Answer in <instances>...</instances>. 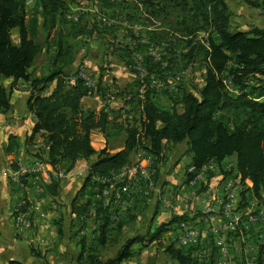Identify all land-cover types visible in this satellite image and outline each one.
<instances>
[{"label": "trees", "instance_id": "1", "mask_svg": "<svg viewBox=\"0 0 264 264\" xmlns=\"http://www.w3.org/2000/svg\"><path fill=\"white\" fill-rule=\"evenodd\" d=\"M93 1L97 10L108 16L119 10H131L129 18L137 16L140 21H136L146 28L149 27L146 25L159 23L157 30L142 34L162 49V59L167 68H162V61L147 59L145 69L155 78L165 81V88L151 87L149 77L143 84L136 77L133 90L110 86L118 89V93L110 97L125 99V104L130 106L124 112L126 115L139 114L132 123L126 119L125 124L118 122L121 111L115 112L111 118L113 111L103 109L95 113L80 108V100L91 92L81 79L70 83L69 79L76 75L77 70L71 75L66 70L73 63L78 48L86 44L82 38L90 37L94 31L81 25V15L77 23L67 20L75 0H34L30 13L27 10L28 0H0V114L10 109V95L3 81L10 79L11 89L28 83L27 108L35 117L30 140L37 134L42 136L47 146V164L55 170L66 164L69 171L78 161L97 155L70 205L75 219L81 221L79 224L90 216L91 194L85 199L84 191L90 186L92 176L106 177L130 167L135 163L136 154L142 151L153 158L156 183L158 166L165 159L168 144H186L190 156L187 169L199 170L210 162L221 164L234 158V169L241 186L237 209L245 208L247 193L260 200L258 205L263 203L264 29L256 26L245 31L234 29L233 14L226 0ZM246 1L253 8L259 6L257 0ZM68 24L71 26L67 29ZM14 30L17 31L16 42L12 37ZM51 49L46 74L32 77L29 69L44 50L48 52ZM125 52L130 66L131 46H125ZM194 65H198L202 72V85L197 93L187 86L185 74L181 72ZM168 71L172 75H183L173 89L168 82ZM51 84L50 94H44ZM101 85L99 80L97 95L104 101L109 100V97L106 99V89ZM156 90L163 91L167 96L173 92L170 96L172 104L168 107L160 105L155 100ZM93 130L101 132L107 142L123 134L122 149L112 154L106 149L96 152L90 145ZM12 148L10 141L8 149L11 151ZM36 157L39 159L40 156L37 154ZM13 169L16 170L15 167ZM187 175L190 180L192 175ZM245 180H249L252 186L247 187ZM58 186V181L53 180L46 189L56 196ZM156 199L161 203L160 197ZM111 200L109 206H104L103 201L93 204L94 221L98 227L88 244L84 236L78 239V263L121 264L133 257L131 249L134 245L145 248L146 244L156 243L163 249L166 258L176 264H217V240L212 239L208 244V256L197 254L203 250L201 239L199 244L186 248L176 247V240L166 245L160 243L161 237L170 231L172 225L187 223L194 226L192 221L199 214L193 217L173 215L167 222L155 226L153 231L123 239L115 256L101 259V251L119 244L122 236V221L115 223L111 219L112 214L118 212V208L110 206ZM228 201L225 198L224 207ZM131 209L127 211L128 219L134 218L129 213ZM252 230L254 228L248 231ZM56 231L58 236L62 235L60 224H57ZM248 231L240 224L233 236L240 242ZM257 247V264H264V238L258 241ZM31 251L42 258L40 251Z\"/></svg>", "mask_w": 264, "mask_h": 264}, {"label": "crops", "instance_id": "2", "mask_svg": "<svg viewBox=\"0 0 264 264\" xmlns=\"http://www.w3.org/2000/svg\"><path fill=\"white\" fill-rule=\"evenodd\" d=\"M75 6L76 2L71 12L75 11L83 16L81 25L87 26V29L92 28L94 32L90 37L82 38L86 44L80 46L75 52L74 61L67 67L66 73L71 75L81 63L86 64L89 76L94 80V85L96 86L97 82L101 80V86L106 89L105 94H107V88L110 86H116L120 90H133L136 76L128 65L129 58L125 52V46H131L132 41H135L137 37L131 32L132 28L126 25H139L140 35L144 31H148V27L138 23L136 21L139 20L137 16L129 18L131 10H129L130 12L119 10L117 13L108 16L101 10H86L85 8L78 10L77 8L74 9ZM100 15L106 16L110 24L100 22ZM142 22L143 20H141ZM70 26L68 24L66 28L68 29ZM102 31L106 33H100ZM90 42L99 46L93 50L94 52L89 49L91 47ZM102 46L104 48H100ZM86 47L88 48L85 49ZM52 51V49L48 52L44 50L40 54L41 57L46 55L47 64ZM90 51L93 53L91 54ZM83 52H86L87 55L82 54ZM33 69L35 70L33 71ZM46 71L47 65L43 72L36 73L34 64L28 72L32 77H42ZM11 83L10 79L3 81V85L10 95V109L4 114H0V264L8 262H17L18 264H81L78 263L77 241L84 236L87 240L86 244H88L94 238L98 223L90 214L86 221L80 225L81 221L75 219L71 213L70 205L83 186L88 167L96 161L97 155L86 161H78L69 171L65 167L66 164L59 166L56 170L47 164V146L42 136L37 134L30 140L35 125V117L27 108L28 83L15 85L12 89ZM52 88L53 84L44 94H50ZM172 94L173 92H171ZM170 96H167L163 91L156 90L155 100L160 105L168 107L172 104ZM108 97L110 99L104 101L103 97L97 94H89L80 100V108L95 113H99L103 109L113 111L111 118L115 112L121 111L118 122L122 121V124H125V119L132 123L135 118L139 117L138 113H131L130 115L124 113L130 108L129 105L125 104V99L110 96H106V99ZM10 137L13 139L9 140ZM10 141L13 145L11 151L8 149ZM123 141V134L107 142L101 132L93 130L90 133V145L96 152L104 149L111 154L118 152L123 147ZM37 154L40 156L39 159L36 157ZM186 157L189 158L188 162L183 163L182 160ZM37 162L41 163L49 173V182L44 181V176L29 175L21 183L15 184L7 176L1 175L4 170L14 171L13 167L16 170L19 167L30 168ZM189 163L190 156L187 154L185 143L166 146L165 159L158 166L155 195L139 194L136 198L129 200L119 221L115 222L122 221L123 223L120 242L115 246L103 249L100 253L101 259L115 256L123 239L135 235H144L149 230L153 231L155 226L167 222L173 215L186 214L193 217L199 214L192 221V224L201 232L203 250L198 251L197 254L208 256L210 241L222 239L229 249L226 264H257V243L259 241L256 237L257 231L248 232L245 243H242L233 236L235 230L230 228L229 224L233 214L243 213L246 209L258 208L264 201L258 205L260 200L247 193L245 208L237 209L241 186L234 169V162H230V159L221 164L210 162L199 170L187 169ZM51 172L58 173L59 176H54ZM187 173L192 175L190 180ZM53 180L59 183L56 196L51 195L46 189ZM244 184L247 187L252 186L249 180H245ZM228 186L230 187L226 190ZM89 189L90 186H87L84 191L85 199L88 198ZM231 189L234 190L235 196L232 204H230V212H226L224 200L227 192ZM260 195L263 199L262 193ZM152 196L154 198H151ZM157 197H160L161 203L157 202ZM165 201H170L171 207L164 204ZM111 204L110 206L114 208V205ZM33 206L40 207L41 215L33 216L30 228L19 229L15 223L14 215ZM104 206H109V204ZM130 208L132 209L129 213L134 216L133 219L127 217V211ZM57 224L61 226V236L57 235ZM176 227L177 225H172L170 231L161 237L160 243L162 245L176 240ZM79 229L80 231H78ZM175 246L180 247L177 243ZM31 250L40 251L42 258L36 257ZM131 252L133 257L121 264H176L166 258L163 249L158 247L156 243L146 244L145 248L134 245ZM218 260L219 257L217 264Z\"/></svg>", "mask_w": 264, "mask_h": 264}, {"label": "built area", "instance_id": "3", "mask_svg": "<svg viewBox=\"0 0 264 264\" xmlns=\"http://www.w3.org/2000/svg\"><path fill=\"white\" fill-rule=\"evenodd\" d=\"M109 1H118V0H109ZM79 17L78 14L76 16H67V20L73 21L75 18ZM99 21L103 24H110V21L107 19L106 16L100 15ZM133 34L138 37L136 30H131ZM142 37V36H141ZM142 38H137L136 42L139 44H143L145 41L142 40ZM157 52L160 54L159 56H162V49L159 47L156 48ZM156 55V54H155ZM158 56V54L156 55ZM130 68L132 70H137V78L140 81V83H144V80L149 77L151 87H154L156 89H162L165 88V81L159 78H155L153 75L149 74L147 69H143V62H141V59L135 58L134 61H132V65H130ZM258 76V75H257ZM183 75L182 73L174 74V78H168V82L170 84V88L173 89L176 83H178L182 79ZM76 79H81L84 83V86H86L91 94L96 95L97 94V87L94 85V83L91 81V77L89 76L88 71L86 68L82 69L80 68L77 70L76 75L71 76L69 79L70 83H73ZM114 93H118V89L115 87H110L107 91L108 96H112ZM154 162L151 155L146 154L144 152H138L136 154L135 163L127 167L119 172L111 173L109 176L106 177H100L97 175L92 176L91 178V184L89 193L91 194L90 199L92 201V205L90 208V214L94 216L95 209H94V203L97 201H103L104 205L109 204L110 200L111 203L118 208V212L113 213L111 216L112 221H119L121 215L123 214V210L126 209V206L129 202V200H132L139 194H143L145 196H148L150 194L155 195V189H157V186L154 182ZM51 174H54V176H59L58 173L51 172ZM2 176H7L9 180L12 183L19 184L22 180L26 179L29 175H39L44 176V181L49 182L50 181V175L47 173L44 166L37 162L32 165V167H19L17 170L14 171H8L4 170L1 173ZM122 185H117V184ZM228 186L226 190L229 188ZM234 190L231 189L229 192H227L225 198L226 200H229L226 202L224 210L226 212H230L231 209L230 204L234 200ZM164 204L171 207L170 201H165ZM41 215L40 213V207L39 206H33L28 208L25 211H19L14 215V220L16 225L19 227V229H28L32 225V218L33 216ZM242 224L243 228L247 231L250 230V228H254V230L257 231L256 237L258 240L264 238V203L261 204L257 210L255 209H246L243 213H236L232 215L231 222L229 224V227L234 229L236 226ZM253 231V230H252ZM249 232V231H248ZM175 237L176 242L180 247L186 248L190 246H195L199 244V241L201 239V232L198 228L187 224V223H181L177 225L175 229ZM246 237L241 238V242L245 243ZM216 246L219 250V260L218 264H226L228 260V252L229 249L224 243L222 239H218L216 241Z\"/></svg>", "mask_w": 264, "mask_h": 264}, {"label": "rangeland", "instance_id": "4", "mask_svg": "<svg viewBox=\"0 0 264 264\" xmlns=\"http://www.w3.org/2000/svg\"><path fill=\"white\" fill-rule=\"evenodd\" d=\"M226 1H227L229 9L231 10V12L233 14L232 26L234 29L240 30V31H245V30H248L250 27H253V26L264 29V7H263L264 1L257 0L259 6L255 7V8L251 7L246 0H226ZM33 2H34V0H28V2H27V10L29 13L32 10ZM75 2H76V6L74 7V9L75 8H77L78 10H84L81 8H85L86 10H96L97 9L93 0H75ZM76 14H78V13L74 11V12L69 13V15H67V16H76ZM79 18L80 17L75 18V20H73L72 22H75V23L79 22L80 21ZM126 26H130L131 28H133V30H136L137 34L139 35L137 38H142L140 42H142V40L145 41L143 44H139L138 42H136V40L132 41V45H131L132 57L130 58V65H132V61H134L135 58L139 57L141 59V62H143V69L147 68L146 67L147 59L152 61V62L162 61L163 62L162 68H167V63L165 61H163L162 56H159L160 55L158 53L159 51L157 52L156 43L151 41L146 34H142V37H141V35H140L141 29H140L139 25L133 24V25H126ZM148 26L149 27L147 30H149V29L150 30H152V29L157 30L156 27L159 26V23L156 22V23H154V25L149 24ZM160 28H161V26H160ZM12 37H13V42H16V38H17V31L16 30L12 31ZM41 40H42V38H41ZM90 44H91V47L89 49L92 51L96 50V47H99L95 43L90 42ZM97 44H99V43H97ZM99 45H101V44H99ZM87 48L88 47H86L85 49H87ZM100 48H104V47L102 46ZM122 50H124V48H122ZM90 53H91V51H90ZM102 53H104V51H102ZM82 54L87 55L86 52H83ZM95 54H97V53H95ZM155 54L156 55L158 54V56H156ZM46 65H47L46 55H43L42 57L41 56L38 57V59L35 62V68L37 70L36 73L43 72V69L45 70ZM85 65L86 64L81 63L78 66L77 70H79L80 68H82V69L86 68V70H87V66H85ZM34 70L35 69H33V71ZM136 71L137 70H133V73L137 77ZM181 72H183L185 74L184 79H185V83H187V86L191 90H193L194 93H197V89H199L202 85V72H201V69L198 67V65H194L193 67L184 68ZM173 73H175V72H173ZM166 74H167L168 78H174V75H172L170 73V71L166 72ZM91 81L94 83L93 79ZM188 159L189 158L186 157L182 160V162L186 163V162H188ZM230 162H234V158H231Z\"/></svg>", "mask_w": 264, "mask_h": 264}]
</instances>
